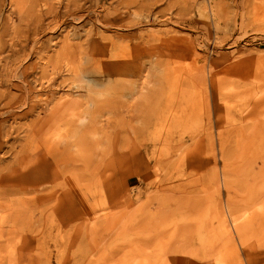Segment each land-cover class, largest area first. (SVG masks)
Returning <instances> with one entry per match:
<instances>
[{"label": "rangeland", "instance_id": "rangeland-1", "mask_svg": "<svg viewBox=\"0 0 264 264\" xmlns=\"http://www.w3.org/2000/svg\"><path fill=\"white\" fill-rule=\"evenodd\" d=\"M195 248L264 264V0H0V264Z\"/></svg>", "mask_w": 264, "mask_h": 264}, {"label": "bare ground", "instance_id": "bare-ground-1", "mask_svg": "<svg viewBox=\"0 0 264 264\" xmlns=\"http://www.w3.org/2000/svg\"><path fill=\"white\" fill-rule=\"evenodd\" d=\"M232 222H233V220H232ZM226 225V224H225ZM231 225H232V223H231ZM226 227H227V225H226ZM227 229V228H226ZM228 231H229V229H227ZM226 230V231H227ZM225 233V232H224ZM228 233H230V232H228ZM231 234V233H230ZM218 238V237H217ZM233 240V239H232ZM231 244V243H230ZM200 246H201V244H200ZM203 248V247H202ZM208 248V247H207ZM226 248V247H225ZM215 249V248H214ZM192 250V249H191ZM195 250H196V248H195ZM220 250V249H219ZM228 250V249H227ZM233 250V249H232ZM210 251H211V249H210ZM222 251V250H221ZM231 251V250H230ZM235 251V250H234ZM202 250H196V251H194V252H192V253H188L187 255H184V257L183 258H179L178 260V262L179 263H177V264H181V263H183L184 264V262L186 261L187 262V264H197V262H199V261H201L202 260V258H203V255H201L202 253ZM207 252V251H206ZM213 252V251H212ZM226 252V251H225ZM237 253V252H236ZM210 253L208 252V255H209ZM222 254V253H221ZM207 255V256H208ZM229 256H230V254H228ZM201 256H202V258H201ZM226 256V255H225ZM231 256H232V254H231ZM224 257V256H223ZM204 260H205V258H203ZM210 261V260H209ZM209 261H206V262H209ZM224 262H225V260H224ZM204 263V262H203ZM212 263V262H211Z\"/></svg>", "mask_w": 264, "mask_h": 264}]
</instances>
